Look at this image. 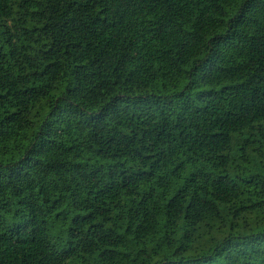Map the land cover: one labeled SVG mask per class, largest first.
<instances>
[{
    "label": "trees",
    "instance_id": "obj_1",
    "mask_svg": "<svg viewBox=\"0 0 264 264\" xmlns=\"http://www.w3.org/2000/svg\"><path fill=\"white\" fill-rule=\"evenodd\" d=\"M0 264H264V0H0Z\"/></svg>",
    "mask_w": 264,
    "mask_h": 264
}]
</instances>
